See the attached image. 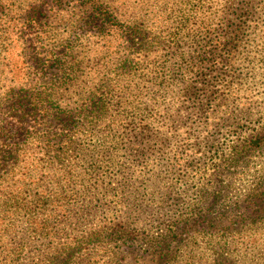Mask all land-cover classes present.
<instances>
[{"label": "rangeland", "instance_id": "1", "mask_svg": "<svg viewBox=\"0 0 264 264\" xmlns=\"http://www.w3.org/2000/svg\"><path fill=\"white\" fill-rule=\"evenodd\" d=\"M55 58L72 67L73 123L10 113L5 92L40 91ZM0 103V183L40 179L34 212L50 216L52 245L75 244L67 264H180L158 259L166 240L168 255L208 254L193 204L221 186L240 202L264 181V142L241 148L264 124V0H0ZM69 139L74 168L25 162ZM125 203L142 212L106 237Z\"/></svg>", "mask_w": 264, "mask_h": 264}, {"label": "trees", "instance_id": "2", "mask_svg": "<svg viewBox=\"0 0 264 264\" xmlns=\"http://www.w3.org/2000/svg\"><path fill=\"white\" fill-rule=\"evenodd\" d=\"M61 61V59L55 58L49 65L54 67V70L50 72V78L46 79V83L39 84L40 91L34 93L31 89H16L15 87L8 89L2 98L7 110L10 113L21 112L22 116H25L27 112L38 113L52 121L55 120L60 125L72 124L74 113H69L64 109L67 104H63L68 88L73 86L71 72H68L72 70V67L65 71ZM45 73H48L47 70ZM41 78L40 76L39 79ZM92 105L94 106L92 109L95 111L94 115L100 114L106 108L101 99L93 102ZM3 106L0 103V108ZM63 117L64 122L62 121ZM6 128L2 124L0 125V129ZM90 133L91 136L95 135L94 131ZM138 134L142 135L141 132ZM247 137H244L241 148H259L264 142V124L261 125V130L253 138ZM44 141L50 143L48 140ZM68 142L69 144L66 143V146L63 147L47 144L37 152L39 157L24 160L30 164L29 166L36 167L35 164L42 161L40 158L43 161L61 158L66 163L65 168H74L75 162H78L77 156L75 153H70V150L73 152L80 146H74L70 139ZM235 149L238 148L235 147ZM67 151L69 153H66L67 157H65ZM237 152L240 153V149ZM83 154L82 159L90 167L100 164L97 156ZM24 160H15V163L24 164ZM28 178L26 179L25 176L21 181L11 180L13 182L8 181L4 186L0 183V264H67L69 251L75 244L73 242L62 243L63 246L51 244L49 225L52 220L50 216L43 217L34 212L40 207L39 204H42L46 194L39 184L40 179L36 181L35 187H30L29 182L32 184L35 181L31 177ZM258 186L260 187L257 188L258 191L248 194L240 202L237 199L231 201L227 194V187L221 186L212 193V196H209L210 203L206 207L200 205L199 202L193 204V210H197V216L200 219L198 225L201 226V229L199 228V230L208 235L212 245L210 250L204 248L208 254L202 251L195 253L194 244H192L188 249L179 250L177 248L173 255H168L162 250L165 251L164 248H169L167 246L169 240H166L165 243L162 240L164 248L161 246L158 259L180 264H202V262L205 264L209 261L212 264H264V181ZM28 188H32L36 192L29 200H26L21 194L28 192ZM15 189L17 192L13 191ZM141 207L140 204L125 203L124 206L122 205L124 211L112 220L109 234H106V237L125 232L129 228L131 219L134 216L137 218L142 212ZM212 212L215 217L212 216ZM17 218L21 225L16 224ZM156 250L157 248L154 249V251Z\"/></svg>", "mask_w": 264, "mask_h": 264}]
</instances>
